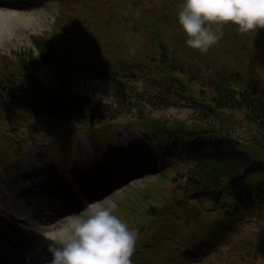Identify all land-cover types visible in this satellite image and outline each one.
Masks as SVG:
<instances>
[{
    "label": "rangeland",
    "instance_id": "obj_1",
    "mask_svg": "<svg viewBox=\"0 0 264 264\" xmlns=\"http://www.w3.org/2000/svg\"><path fill=\"white\" fill-rule=\"evenodd\" d=\"M95 1L98 15L101 16L103 21H108V25L105 28L96 30L86 29L87 32L84 34H79L80 31H78L75 25L76 30L72 31L75 36L72 37V40L67 37L66 33L64 37V35L62 34L63 32H61L60 29H56V27L52 28V31L56 29V37L62 39L64 43H70V50L66 51V53L60 56L59 59H56L55 62H52L54 60L47 61L45 65L49 66L46 67V72L37 71V74L35 75L36 77L42 76V79H44L54 74L59 69L71 68L72 66L75 67L76 64H80V61L84 63V66L87 65V67L91 71L97 72L96 69L101 65L100 57L102 54L107 59H115V62L121 60L120 63L126 67L127 64H124L123 60H125L126 63L127 61L130 62L132 66L137 64L140 73H143L141 69L155 68V64H152V60H149L148 56L153 52V50L155 51V53L159 51V49L156 47V43L160 38H162V44L164 43L168 48L174 43L173 47H176L179 50L181 57L187 61V64H197V69L200 70L203 77L210 76L217 71L221 72L222 74H225L226 72L227 74H229L230 70L232 69V66H229V62L233 63L232 60L238 61L239 63H244L245 61H250L252 58H257V56L264 55V28L257 31L254 30L249 32H241V37H238V35L236 36L233 30L231 28H228L226 31L223 30L222 38L216 44L212 45L209 48L210 50L208 52L200 51L198 49H194V51L190 50L188 48L189 46H186L184 42L186 38L185 33L178 22V15L176 16V13L178 14V11L183 5V0ZM127 2H130L133 6H136L137 10H135L133 7L130 9H125V5ZM136 11L139 13L138 16L136 15ZM146 13H149L151 15V20L155 23H157L158 20L163 19V34L162 37L155 36L156 38L154 39V41L142 38L143 41L140 43L139 41L134 40L133 31H131V29H128L127 25L128 22H131L133 20L131 17L144 18L143 15ZM23 30H25V28ZM29 31L31 30L29 29ZM51 32L47 33L46 35L51 36L53 34ZM77 34H79V36L76 37ZM21 42H9L6 44L8 46H0V75L4 73L7 74L8 72H10V70L21 68V63L19 61H16V59H13L14 57L12 55L13 51L16 50V48L18 49L19 46L25 45L24 42L22 44ZM81 42H86V45L89 49L88 52H83L81 50ZM14 43H16L17 46H14ZM72 48L74 49V51L71 50ZM82 49L85 48L83 47ZM75 50L77 53H75ZM74 54H76L77 57L73 58ZM37 57L38 56H36V58ZM141 62H145L146 64H142ZM111 66V64L106 65L108 70H111ZM217 68L221 69L217 70ZM115 70L116 68L113 67L112 71ZM76 73L78 74L76 78L82 75V72ZM115 76L119 80L122 77L118 74H115ZM157 77L159 78V80H156V86H154L155 84L148 86L144 85V77L139 78V75H137L134 79L138 86L137 93L141 92L142 98H146L147 96L152 97V94L156 95V93H159V95L167 101L166 106L153 104V98L151 99V103H142L141 101H138L139 98L135 96L136 93L133 91L132 93H130V98L132 99L129 101V98H127V100L125 101L129 102L133 107L120 106L116 114L114 113V117L112 119L114 122L112 125L113 127L109 132L103 135L104 144H107L109 147L111 146V144H113L112 136L116 134V129L122 128L126 124L133 123V114L138 115L136 118H140L142 120H144V118L142 116H139V114L143 116L146 115V119L155 117L157 119L173 121L174 118H179L187 121V117H189L190 111L189 109H187L186 104H184V100H176L178 98L181 99V97H179L176 93L167 90V88L165 87V81L168 79L165 75L159 73ZM83 78H85V76H83ZM95 83L96 89L104 91L105 94L100 96H105L104 100L106 102L111 103L112 101H114L113 94L115 93L114 90L116 88H114L110 83L106 84L102 82L100 79H97ZM78 85L82 87L83 82L80 80ZM159 86L160 89H157V87ZM130 90L131 87L127 86V91ZM196 93V90L189 91L190 95ZM200 93H202V91H200L198 94ZM101 98L103 99V97ZM172 102H175L174 105H171ZM119 103L121 104V101ZM177 103H180L183 106H181L180 104L176 105ZM197 104L199 106L198 102ZM54 117H57L58 120L57 118H55V120L53 119L52 121H50L51 118L47 117L45 120L39 122L38 124H35L36 128H34V130H27V132H29L30 135H39V133L41 132L40 130L42 129V125L49 122L54 129H58V131L62 130L68 134H71L72 139H74V143L77 142L78 144L83 145V152H86V157L83 154L82 159L86 163V165H88V162L90 160L89 158H91L89 156L90 152L88 150V143L82 142L80 140L81 136L84 135V132L76 134V136V132H74L73 130L76 129V127L74 126L77 125L70 124L69 122L62 123V120L57 115ZM31 118L32 117L27 119L25 118L24 121L17 122L15 117L11 116L6 121H0V131L4 130L12 133L15 129L17 130V128H22V126L27 124L31 120ZM150 122L151 123L148 122L150 124V127L147 129H155V122ZM135 126L138 131L146 129V127H141L142 129L139 128L138 124H136ZM79 129L81 130V128ZM165 132L167 133V131ZM175 134H178V132H175ZM24 144L25 142L22 143V145ZM22 147L15 151L13 155L15 159L17 158L18 153L22 151ZM0 150L3 153L1 158L3 159V162L6 163L9 155L11 154L10 147L7 144H4ZM24 153L27 154L26 151H24ZM89 163H91V161ZM115 167H117V165H115ZM152 176L153 174L146 175L147 179H150ZM144 177L132 180L129 185L127 184L128 186L125 188V192L115 197V200L118 203L116 212L120 211V214H124L123 211L127 203L125 202V198L128 192L130 194L134 192L135 196H137L138 199H144L145 197H153L155 194L159 195L163 191V189H165L167 193L162 196H157L158 201L156 202L155 207L161 204V200L163 198L172 197L174 199L177 197L176 188H174V186H172L171 184H169V186L166 188L160 183L153 182L150 183L152 187L147 189L145 192L144 190H136L138 187L147 184V179H145ZM138 199L136 200L139 203L140 200ZM199 203L209 206L212 205V201L207 198L199 201ZM161 211V208H159L158 212L156 213L155 220L153 222H147V225H145L143 232L147 234H144L142 232L138 233L139 240L137 244L139 250H137V252L139 253L138 262H141L140 264H143L142 262L146 261H151L158 264L157 260L163 256H158L155 254V252L159 249V247L173 244V241H169L165 238L160 237L165 236L175 238V232H178L177 236H179L182 232L184 233V229L186 228V225L181 223L176 217L170 219V215H175L177 213L176 209L172 210L171 213L164 217V220L166 221L165 223L159 224L157 221L160 217ZM234 223L236 229L227 230V232L224 234V241L220 244V248L218 250H213L204 264H215L216 260L219 261V263L217 264H249V261L252 260L251 257H249L248 260H246V258L244 257L240 258L239 254L235 253V251L237 247H239L244 241L249 238L259 237L262 240L264 239V227L261 226L262 220H260L255 214H252L251 218L246 216ZM188 237L193 240V233L191 231L189 232ZM181 238L184 239L183 236H181ZM153 239H155L156 242L153 241ZM176 241L177 243H181V241L177 239ZM252 242L253 243L249 244V250L256 253L257 257L261 253V249L258 247V242H256L254 239H252ZM171 248L172 246L168 249V252L171 251ZM173 257L174 255L170 253V255L167 257L166 263L169 264L170 260ZM263 262L264 261H262V264Z\"/></svg>",
    "mask_w": 264,
    "mask_h": 264
},
{
    "label": "clouds",
    "instance_id": "obj_2",
    "mask_svg": "<svg viewBox=\"0 0 264 264\" xmlns=\"http://www.w3.org/2000/svg\"><path fill=\"white\" fill-rule=\"evenodd\" d=\"M177 15L185 44L207 51L225 24L240 32L264 28V0H183ZM117 208L116 200L104 197L72 214L67 234L51 237L50 264H133L137 234Z\"/></svg>",
    "mask_w": 264,
    "mask_h": 264
},
{
    "label": "trees",
    "instance_id": "obj_3",
    "mask_svg": "<svg viewBox=\"0 0 264 264\" xmlns=\"http://www.w3.org/2000/svg\"><path fill=\"white\" fill-rule=\"evenodd\" d=\"M238 76L234 73L230 77L209 78L203 83L191 81L188 89L196 90V94L202 91V94L210 97L207 100V107L211 112H241L243 110V112L249 113L246 117L254 121L250 124L251 129L255 132L254 139L259 146L264 147V93L250 94V85H237L234 82ZM7 93V91L0 93V102ZM200 99L204 100L205 98ZM206 114L210 115L208 112ZM163 126L165 127V125ZM212 134L210 130H206L194 138L185 140L176 138L174 147L183 146L184 150L187 148L193 153L203 149L210 155L194 161L191 165L184 166V169L178 167L174 170L173 178L174 184L183 187L187 192L198 189V187H206L204 190L217 198L221 191L212 189L213 187H218L224 180H228L231 184L230 180L237 182L246 174L258 173L264 170V163L254 161L246 149L225 147L222 142L213 139ZM244 196V194L237 195V198Z\"/></svg>",
    "mask_w": 264,
    "mask_h": 264
},
{
    "label": "bare ground",
    "instance_id": "obj_4",
    "mask_svg": "<svg viewBox=\"0 0 264 264\" xmlns=\"http://www.w3.org/2000/svg\"><path fill=\"white\" fill-rule=\"evenodd\" d=\"M6 7H14V4H5ZM47 13L43 9L36 11H16L14 9H0V46L6 45L7 42H13L22 37L23 27L28 25L31 26L33 30L41 26V22L45 19ZM71 220V219H70ZM69 220V222H70ZM68 226L59 229L48 235V240L53 242L52 236H60L67 234Z\"/></svg>",
    "mask_w": 264,
    "mask_h": 264
}]
</instances>
